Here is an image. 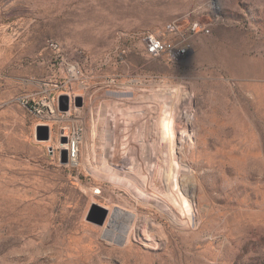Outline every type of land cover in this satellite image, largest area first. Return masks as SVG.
<instances>
[{
    "label": "rangeland",
    "instance_id": "374dc122",
    "mask_svg": "<svg viewBox=\"0 0 264 264\" xmlns=\"http://www.w3.org/2000/svg\"><path fill=\"white\" fill-rule=\"evenodd\" d=\"M0 264H264V0H0Z\"/></svg>",
    "mask_w": 264,
    "mask_h": 264
},
{
    "label": "bare ground",
    "instance_id": "6f19581e",
    "mask_svg": "<svg viewBox=\"0 0 264 264\" xmlns=\"http://www.w3.org/2000/svg\"><path fill=\"white\" fill-rule=\"evenodd\" d=\"M182 125H183L182 120H179V118H178V119H176L173 122L172 127H170L172 129V133H173V140H171L172 143H173L172 146H171V148H172L171 152H172L173 149H174V152L173 153L168 152V149H166L165 147L161 148V153L163 152V154H165V155L169 154L168 165H169V163L170 164L171 163L174 164L173 176H174L175 180L173 179L174 180L173 185H174V188L176 190V191H174L175 192L174 196L176 197V201L179 202V203H181V197H180L181 194H179L180 190H179V186H178L177 181H176V179L178 177V169H179L178 168L179 162H178V156H177L176 150H177V145L178 144H180V145L183 144V142L186 140L187 134H188L187 133L188 129L183 127ZM162 135H164V137L167 138L165 136V133H162ZM171 137H172V135H171ZM68 150H69V153H70L69 161H74V159L77 157V153H78V149H77L76 143L69 145V149ZM73 153H74V155H73ZM157 182L160 185V187H162V179L161 178L158 179ZM182 199H184V198H182ZM162 201H164V200H162ZM188 216H189V214H188ZM141 218H142V215L138 211L136 212L135 210L128 211V210H124V209H121V208H118V209L111 208L109 210V219L107 220V222L105 224L104 230L107 233L113 234L115 238H122V239H125L127 242H129L133 238H135L138 241L142 242L145 246H147L148 244L151 243L150 242L151 239H150V235L148 234L146 228L143 227V225L147 226V225H149L152 222H148L147 220L143 221V220H141ZM170 218H171L172 222L174 223V225H178L179 227H181V226L185 227V225L180 223L179 218L177 217L176 214L173 215V216L171 215ZM114 226L122 227L123 229L125 228V233L124 232L123 233L126 234V235L125 236L116 235L114 233V229L112 230V228Z\"/></svg>",
    "mask_w": 264,
    "mask_h": 264
},
{
    "label": "built area",
    "instance_id": "2783aa9c",
    "mask_svg": "<svg viewBox=\"0 0 264 264\" xmlns=\"http://www.w3.org/2000/svg\"><path fill=\"white\" fill-rule=\"evenodd\" d=\"M198 28V24L193 25L192 30H196ZM48 48L52 51L59 52L60 51V44L57 41L51 40L48 43ZM146 48L147 54L153 58H159L163 55L169 53L170 55L174 54L175 56L182 51L178 50L176 45L171 42L161 41L155 39L153 36H149L146 39ZM55 104L52 100L50 101V105ZM49 110H51L50 106H47ZM74 154V153H73Z\"/></svg>",
    "mask_w": 264,
    "mask_h": 264
},
{
    "label": "water",
    "instance_id": "95a60500",
    "mask_svg": "<svg viewBox=\"0 0 264 264\" xmlns=\"http://www.w3.org/2000/svg\"><path fill=\"white\" fill-rule=\"evenodd\" d=\"M79 104H81V100H79ZM62 105H63V109L62 110H67L68 106H67V100L65 98H62ZM104 221V219H102L100 222L102 223Z\"/></svg>",
    "mask_w": 264,
    "mask_h": 264
}]
</instances>
